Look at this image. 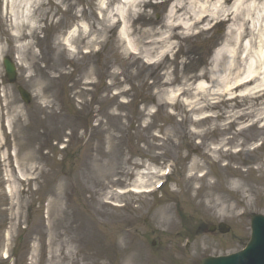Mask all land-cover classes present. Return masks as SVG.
Instances as JSON below:
<instances>
[{"label":"rangeland","instance_id":"1","mask_svg":"<svg viewBox=\"0 0 264 264\" xmlns=\"http://www.w3.org/2000/svg\"><path fill=\"white\" fill-rule=\"evenodd\" d=\"M261 2L232 0L221 8L216 0L203 1L207 17L195 23L188 36L177 29L170 51L159 54L157 49L150 55L153 64L142 57L146 45L141 43L157 39L165 30L172 1L148 0L129 15L119 0H41L32 31L14 29L0 17V79L2 58H15L17 84L32 96L31 103L23 105L15 87L1 80V113L12 118L14 129L23 126V142L30 149L21 150L20 156L39 146L34 170H23L36 180L18 183L13 207L3 190L6 168L0 160V248L4 223L11 215L12 224L19 221L24 226L26 219L31 229L29 236L21 229L16 238V264H21L22 255L27 264L28 245L36 246L34 236L40 231L42 239H37L44 243L42 253L46 251L49 232L44 218L40 228V207L56 191L66 213L60 215V234L67 227L92 226L112 246L107 247L113 251L110 255L118 256L114 264H121L120 256L126 254L119 246L121 230L129 236L133 264H142L144 258L154 264H198L208 255L229 254L246 245L250 217L264 215V120L244 130L253 117L235 123L230 117L263 106L239 96L230 100L209 93L216 85L214 91L224 92L243 71L240 37L257 34L254 7ZM131 38L137 40L139 55L127 47ZM229 56L235 59L233 66L220 69ZM173 91L181 94L174 96ZM258 141L263 142L260 149L245 153ZM65 143L67 149L61 150ZM212 146L220 148L215 158ZM228 146L243 152L231 154ZM5 148L14 152L12 139L1 151ZM169 163L176 164L175 172L154 196L117 193L131 187L138 172L162 170ZM232 172L235 176L230 177ZM204 173L207 176L200 179ZM160 180L147 175L144 181L148 186ZM233 181L237 191L230 188ZM211 184L226 199L222 213L219 208L203 212L199 206ZM221 222L229 225V234L209 233L210 226ZM70 236L64 234V239ZM47 255L38 256L40 264H47Z\"/></svg>","mask_w":264,"mask_h":264},{"label":"bare ground","instance_id":"2","mask_svg":"<svg viewBox=\"0 0 264 264\" xmlns=\"http://www.w3.org/2000/svg\"><path fill=\"white\" fill-rule=\"evenodd\" d=\"M40 0H5L3 5V11L1 9V17H5L9 19L11 22V26L15 29H20L24 27V24L34 28L35 22L32 19L33 9ZM146 0H121V4L124 10H128L127 12L129 15H134L137 9V6L141 3H144ZM148 1V0H147ZM172 1L169 10H168V17L169 21L165 23L164 31L158 32L159 35L157 39L142 42L146 45L141 53H143V58L148 63H153L155 60L150 58V55L160 50L159 54H164L166 51H170L172 44L169 42L170 39L176 37V30L181 29L184 34L190 33V30L195 23L203 21L207 16L205 14V10L201 6L202 2L205 0H167ZM207 1V0H206ZM232 0H216L221 8H225L226 6L231 4ZM240 1V0H239ZM244 2L245 0H241ZM254 10L257 11L258 15V31L257 34L246 38L244 36L240 37V54L239 57L243 62L244 68L243 71L237 76V79L233 80V87L236 91H239V96L243 98H248L251 102H260L262 104L261 108L250 111L249 113H241L238 115H232L230 117L232 123H235L237 120L243 117H253L254 121L250 127H253L258 121L264 120V0L254 7ZM196 11L199 14H196ZM227 17L230 15V11H223ZM234 13V12H233ZM187 19L189 23H182ZM253 31L256 30V25L251 26ZM130 52L134 54H140V48L137 45V40L134 38L129 39V43L127 45ZM164 48V49H163ZM235 63L234 57H228L225 59V62H221L220 69L229 70ZM209 77H217L214 75H210ZM229 85L230 83H225ZM217 86V85H216ZM216 86H213L214 93H209V95H217V92L214 91ZM231 87V86H230ZM193 90L196 91V88ZM204 90L196 91L198 93H202ZM231 89L225 90L226 93L231 95ZM179 92L173 91L172 95L176 96ZM2 116L0 115V144L3 139L6 138V134L4 133V129L9 132V136L12 138L13 141V164H14V173L15 177L12 175V172L6 168L5 170V178L7 180V188L6 192L8 193L11 200L15 199V194L17 191V184L15 180H27L28 177L24 174L23 170H34L33 164L35 161L39 159L38 148L39 146H35L32 152L24 153L20 156L19 152L21 150L28 151L30 146L23 142L24 135H23V126L20 125L16 129L12 128V118L7 117L5 120V125L2 121ZM3 137V139H2ZM217 149L214 148L212 151V155L215 158ZM255 152V149L253 150ZM6 154L2 153V158L5 159ZM254 169L251 171L253 172ZM258 170V169H257ZM249 169L246 170L248 172ZM236 172V170H235ZM159 174V170L156 168L145 169L144 171L137 173V178L134 179L132 184V191L136 193H144L148 187L145 184L147 181H144L147 175H150L154 178L155 175ZM228 174V173H227ZM226 174V177H229ZM146 175V176H145ZM235 176L232 172L230 177ZM144 177V178H143ZM229 177V178H230ZM230 188L235 191L238 190V183L233 181L230 183ZM264 188V187H262ZM218 189L214 184L209 186V192L205 194H201V200L199 202V206L203 212H211L214 208H219V211L222 213L227 208L225 206V198L218 194ZM252 193V191H251ZM49 197L48 206H47V232H49V239H48V259L46 260L47 264H107L109 260L108 253H107V246L103 243V238L95 231L92 226L84 225V226H74V228L70 229L69 227L66 228L64 234L71 235L69 239H64V234H60V230L62 229V222L61 218L63 216V207H60V200L61 194L60 192H51V194L47 195ZM52 197V198H51ZM195 197H198V194H195ZM204 199V201H203ZM63 213V214H62ZM62 216L60 217V215ZM66 214V213H65ZM166 218L164 222L167 221ZM79 227H82L81 229ZM81 230L82 232H76ZM9 234H6V242L9 238ZM122 236V237H121ZM42 239V232H38L36 238ZM118 239L121 241L119 243L122 252L126 251L124 259L122 260V264H133V258L128 250V243H129V236L127 235L126 230H121L118 233ZM127 241V242H126ZM127 243V244H126ZM41 246L40 240H38L37 249ZM8 249L3 251L2 256L5 258L8 255ZM35 251V249L33 250ZM86 251V252H85ZM78 253V255H77ZM75 255V256H73ZM41 257V254H40ZM41 258H39L38 264H40ZM86 261V262H85ZM33 264V263H32ZM37 264V263H35Z\"/></svg>","mask_w":264,"mask_h":264},{"label":"water","instance_id":"3","mask_svg":"<svg viewBox=\"0 0 264 264\" xmlns=\"http://www.w3.org/2000/svg\"><path fill=\"white\" fill-rule=\"evenodd\" d=\"M7 72L12 80L13 68L7 66ZM21 95L26 97L22 91ZM202 264H264V218L261 216L254 218L252 237L244 251L229 257L209 258Z\"/></svg>","mask_w":264,"mask_h":264}]
</instances>
